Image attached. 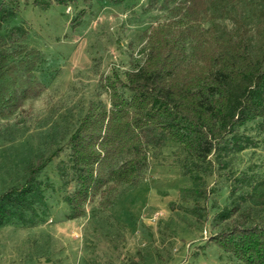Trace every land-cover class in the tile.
<instances>
[{"label": "rangeland", "instance_id": "rangeland-1", "mask_svg": "<svg viewBox=\"0 0 264 264\" xmlns=\"http://www.w3.org/2000/svg\"><path fill=\"white\" fill-rule=\"evenodd\" d=\"M183 1L53 3L42 10L21 0L17 14L4 23L2 35L21 25L27 32L23 44L40 52L35 72L44 88L20 111L0 119V192L22 183L39 157L62 150L39 173L53 186L45 193L42 220L0 227V264H242L209 238L238 222L264 223L260 119L236 128L252 144L236 151L221 149L202 162L170 140L151 148L139 184H123L107 208L95 195L84 214L72 219L63 200L75 185L62 184L57 166L69 159L67 139L89 103H108L101 81L117 74L122 84L125 73L143 62L150 26H183L185 19L176 10ZM206 1L207 35L226 40L245 33L252 59L264 65V0ZM80 8L87 15L72 31L70 21ZM121 89L129 94L124 85ZM194 173L199 177L193 181ZM196 190L203 194L195 195Z\"/></svg>", "mask_w": 264, "mask_h": 264}, {"label": "trees", "instance_id": "trees-1", "mask_svg": "<svg viewBox=\"0 0 264 264\" xmlns=\"http://www.w3.org/2000/svg\"><path fill=\"white\" fill-rule=\"evenodd\" d=\"M20 1L0 0V29L17 14ZM31 1L42 10L53 3L102 2ZM176 10L186 23L175 30L166 24L146 29L143 62L125 73L122 84L117 74L105 76L100 87L107 91L108 103L92 100L68 137L69 159L57 171L63 185H75L63 197L69 218L81 217L95 195L107 208L123 184L136 187L148 170L150 149L166 141L180 143L198 162L221 149L236 151L253 143L236 132L251 119L264 121V65L252 59L248 37H209L203 26L206 0H184ZM86 15L85 8L78 9L70 29L75 31ZM10 31L8 36L0 33V119L20 111L44 88L35 72L40 52L23 44L27 32L21 25ZM61 150L39 157L22 183L0 192V227L10 221L30 226L42 220L45 193L53 186L39 173ZM198 177L191 175L193 181ZM202 194L196 190L195 195ZM209 242L242 264H264V223H235L212 234Z\"/></svg>", "mask_w": 264, "mask_h": 264}]
</instances>
